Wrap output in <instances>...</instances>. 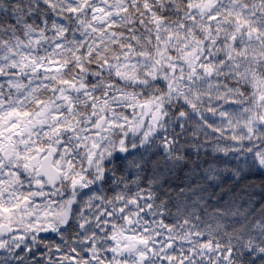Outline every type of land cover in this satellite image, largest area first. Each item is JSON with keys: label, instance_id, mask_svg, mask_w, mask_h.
<instances>
[{"label": "snow or ice", "instance_id": "6c2138e0", "mask_svg": "<svg viewBox=\"0 0 264 264\" xmlns=\"http://www.w3.org/2000/svg\"><path fill=\"white\" fill-rule=\"evenodd\" d=\"M0 264H264V0H0Z\"/></svg>", "mask_w": 264, "mask_h": 264}]
</instances>
